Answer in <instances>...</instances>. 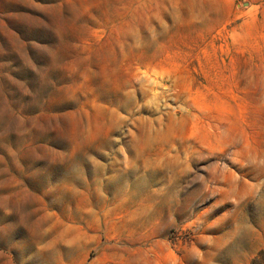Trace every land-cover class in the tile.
Here are the masks:
<instances>
[{
  "label": "rangeland",
  "instance_id": "374dc122",
  "mask_svg": "<svg viewBox=\"0 0 264 264\" xmlns=\"http://www.w3.org/2000/svg\"><path fill=\"white\" fill-rule=\"evenodd\" d=\"M0 264H264V0H0Z\"/></svg>",
  "mask_w": 264,
  "mask_h": 264
}]
</instances>
